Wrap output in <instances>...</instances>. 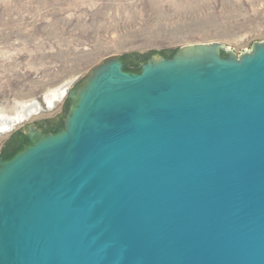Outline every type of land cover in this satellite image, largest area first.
<instances>
[{
    "label": "water",
    "instance_id": "1",
    "mask_svg": "<svg viewBox=\"0 0 264 264\" xmlns=\"http://www.w3.org/2000/svg\"><path fill=\"white\" fill-rule=\"evenodd\" d=\"M122 68L0 155V264H264V41Z\"/></svg>",
    "mask_w": 264,
    "mask_h": 264
},
{
    "label": "rangeland",
    "instance_id": "2",
    "mask_svg": "<svg viewBox=\"0 0 264 264\" xmlns=\"http://www.w3.org/2000/svg\"><path fill=\"white\" fill-rule=\"evenodd\" d=\"M259 41L264 0H0V117L38 103L40 116L24 124L55 132L69 103L44 109L43 96L79 85L105 57L137 71L189 44L218 42L239 54ZM16 129L0 136V155L19 149Z\"/></svg>",
    "mask_w": 264,
    "mask_h": 264
},
{
    "label": "bare ground",
    "instance_id": "3",
    "mask_svg": "<svg viewBox=\"0 0 264 264\" xmlns=\"http://www.w3.org/2000/svg\"><path fill=\"white\" fill-rule=\"evenodd\" d=\"M71 84L67 83L53 92L45 93L42 99L44 109L53 110L57 103L66 99V93ZM41 106L38 103L22 105L21 110L12 117H0V136L11 133L17 127L20 128L25 122L36 118L39 115Z\"/></svg>",
    "mask_w": 264,
    "mask_h": 264
},
{
    "label": "flooded vegetation",
    "instance_id": "4",
    "mask_svg": "<svg viewBox=\"0 0 264 264\" xmlns=\"http://www.w3.org/2000/svg\"><path fill=\"white\" fill-rule=\"evenodd\" d=\"M38 128H39V127H38ZM18 129H19V128H17V129L15 130V133H14V134L17 133ZM40 129H41V128H40ZM41 130H42V129H41ZM42 131H43L44 133H47V132H45L44 130H42ZM14 134H13V135H14ZM15 138H16V139H22V135H20V134H19V135H16ZM3 156H4V155H3ZM5 157H6V156H5Z\"/></svg>",
    "mask_w": 264,
    "mask_h": 264
},
{
    "label": "trees",
    "instance_id": "5",
    "mask_svg": "<svg viewBox=\"0 0 264 264\" xmlns=\"http://www.w3.org/2000/svg\"><path fill=\"white\" fill-rule=\"evenodd\" d=\"M122 62H123V61H122ZM122 69H123V71H129V70H127V69L124 68V63H123V68H122ZM139 70H140V68H139L137 71H131V72H138ZM57 130H58V129H57ZM57 130H56V131H57ZM19 148H20V146H19ZM16 151H17V150H16ZM14 153H15V152H14ZM14 153H13V154H14ZM13 154H12V155H13Z\"/></svg>",
    "mask_w": 264,
    "mask_h": 264
}]
</instances>
